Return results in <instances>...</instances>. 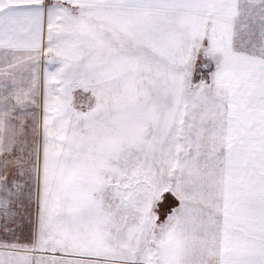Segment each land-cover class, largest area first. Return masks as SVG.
Returning a JSON list of instances; mask_svg holds the SVG:
<instances>
[{"label": "snow or ice", "instance_id": "obj_1", "mask_svg": "<svg viewBox=\"0 0 264 264\" xmlns=\"http://www.w3.org/2000/svg\"><path fill=\"white\" fill-rule=\"evenodd\" d=\"M0 264H264V0H0Z\"/></svg>", "mask_w": 264, "mask_h": 264}]
</instances>
